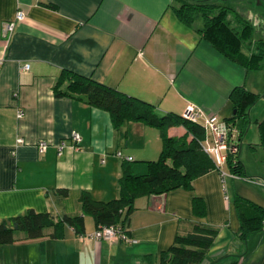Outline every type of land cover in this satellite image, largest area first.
Listing matches in <instances>:
<instances>
[{
  "label": "crops",
  "instance_id": "crops-1",
  "mask_svg": "<svg viewBox=\"0 0 264 264\" xmlns=\"http://www.w3.org/2000/svg\"><path fill=\"white\" fill-rule=\"evenodd\" d=\"M188 4L224 9L237 32L251 26V41L242 53L261 54L262 68H246L216 49L203 34V18L189 23L180 15ZM18 10L25 20L6 44L2 25ZM64 71L147 102L160 115L183 116L193 105L203 113L201 124L212 116L231 120L232 96L246 90L261 96L250 110L260 122L264 0H0V223L29 211L81 216L82 193L97 202L116 200L124 169H138L136 164L160 155L156 128L131 121L115 127L108 112L85 100L57 97L55 87H67ZM239 122L236 127L244 131ZM72 132L80 136L77 145ZM166 135L192 140L183 126L169 128ZM245 135L240 162L246 175L263 178L246 182L227 169L223 178L213 169L191 190L136 198L123 227L135 243L95 241L89 216L80 235L66 226L59 239L51 237L52 229L34 240L17 232L12 244L0 245V264H158L174 237L190 233L196 224L219 229L201 264H264V229L244 236L235 204L240 197L264 209V164L254 170L246 163ZM42 141L49 144L39 153ZM117 152L132 161L125 163ZM60 190L67 196L58 195ZM196 198L204 215L194 210Z\"/></svg>",
  "mask_w": 264,
  "mask_h": 264
},
{
  "label": "trees",
  "instance_id": "trees-1",
  "mask_svg": "<svg viewBox=\"0 0 264 264\" xmlns=\"http://www.w3.org/2000/svg\"><path fill=\"white\" fill-rule=\"evenodd\" d=\"M180 15L189 23L203 18L205 21L203 34L229 59L249 69L262 68L261 54L247 57L242 53L244 45L251 41V26L245 27L241 32L235 31L227 22L226 11L216 5H184ZM63 77L67 81V87L64 91H58L55 87L57 97H77L85 100L91 107L108 112L115 127L125 121H131L143 122L156 128L162 142L160 155L156 161L136 164L139 166L138 169L133 167L124 169L120 181V195L116 200L97 202L88 193H82L79 199L81 216L53 217L49 213L37 214L29 211L23 216L1 222L0 245L12 244L17 232L24 233L25 238L29 240L42 238L47 229H52L53 239L62 238L65 226L73 228L79 235L83 234L84 216L91 217L96 228L99 226L123 228L134 210L133 203L136 198L160 195L180 188L191 190L196 179L213 169L216 170L213 160L201 146L206 139L203 125L194 124L185 120L183 116L172 113L160 115L155 107L147 102L124 95L71 71H64ZM260 99V95L246 90H236L232 96L235 115L227 122L236 127L237 122L240 121L238 125L240 124L242 129L247 128V124H251L250 110ZM256 125L260 135V145L264 149V120L256 122ZM178 126L188 130L189 135L192 136L190 142L187 139L167 137L166 131ZM237 129L242 139L246 131ZM225 169L234 177L248 179L239 158H230ZM57 194L66 197L67 191L60 190ZM200 204L203 205L200 199H194V210L204 215V208H200ZM235 204L244 236L264 229L262 207L240 197L236 198ZM218 235L219 229L196 224L190 233L178 234L174 237L172 245L160 254L158 264H201L208 257Z\"/></svg>",
  "mask_w": 264,
  "mask_h": 264
},
{
  "label": "built area",
  "instance_id": "built-area-1",
  "mask_svg": "<svg viewBox=\"0 0 264 264\" xmlns=\"http://www.w3.org/2000/svg\"><path fill=\"white\" fill-rule=\"evenodd\" d=\"M25 20V13L22 10H18L15 18L11 22L4 23L2 25V35L6 40V44L12 39L17 24ZM29 69L28 65L22 67L23 71ZM203 113L198 110L195 106L191 105L187 108L183 114V118L194 124H201V117ZM22 117V113L18 114V118ZM204 126L206 130V139L201 143L204 152L211 157L214 162L215 168L220 172L223 178L227 177L225 172V166L230 158H239L241 153V133L231 123L220 120L217 116L209 117L205 120ZM70 139L77 145L80 142V136L76 132L70 134ZM22 140H18L17 144H21ZM47 142L42 141L37 145L39 153H43L48 147ZM63 145H59V151ZM116 157L123 159L124 162H131L130 157H123L120 152L116 153ZM234 177V176H233ZM238 178V177H237ZM249 182H255V180L247 179ZM228 199V198H227ZM92 238L95 241H108L117 242L122 241L124 243H135L130 239L123 228L119 226H99L94 231Z\"/></svg>",
  "mask_w": 264,
  "mask_h": 264
},
{
  "label": "rangeland",
  "instance_id": "rangeland-1",
  "mask_svg": "<svg viewBox=\"0 0 264 264\" xmlns=\"http://www.w3.org/2000/svg\"><path fill=\"white\" fill-rule=\"evenodd\" d=\"M259 105L261 111L264 114V102ZM263 118L264 117H262V119ZM250 121L251 124H247L248 125L247 128H244L246 131V135H245L246 140L244 141L243 152L245 154V157H247L246 163L248 162L247 164H249L252 169L257 170L258 164H264V149L260 145L261 142L260 135H259L258 127L256 125V120L254 119L253 116L250 117ZM247 176L249 177L248 179L254 178V180H258L257 178H263V175H260L262 177H254L252 175H247ZM87 223L88 224L92 223L90 218H87Z\"/></svg>",
  "mask_w": 264,
  "mask_h": 264
}]
</instances>
